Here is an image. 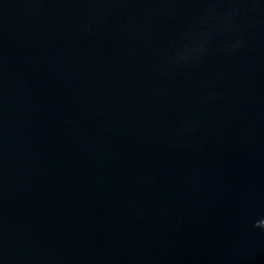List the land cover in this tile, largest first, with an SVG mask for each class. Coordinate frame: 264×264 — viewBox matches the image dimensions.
Segmentation results:
<instances>
[{
  "label": "water",
  "instance_id": "1",
  "mask_svg": "<svg viewBox=\"0 0 264 264\" xmlns=\"http://www.w3.org/2000/svg\"><path fill=\"white\" fill-rule=\"evenodd\" d=\"M0 264H264V0H0Z\"/></svg>",
  "mask_w": 264,
  "mask_h": 264
}]
</instances>
